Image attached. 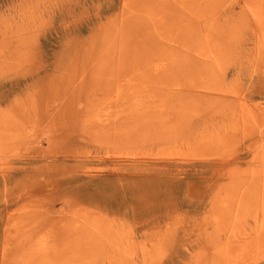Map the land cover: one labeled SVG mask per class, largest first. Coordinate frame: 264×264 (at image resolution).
<instances>
[{"label":"rangeland","instance_id":"obj_1","mask_svg":"<svg viewBox=\"0 0 264 264\" xmlns=\"http://www.w3.org/2000/svg\"><path fill=\"white\" fill-rule=\"evenodd\" d=\"M0 264H264V0H0Z\"/></svg>","mask_w":264,"mask_h":264}]
</instances>
